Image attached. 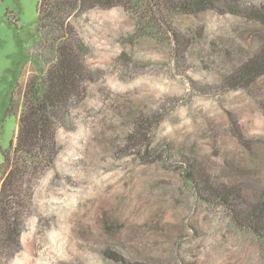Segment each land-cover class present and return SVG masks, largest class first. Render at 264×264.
I'll return each instance as SVG.
<instances>
[{"label":"rangeland","instance_id":"rangeland-1","mask_svg":"<svg viewBox=\"0 0 264 264\" xmlns=\"http://www.w3.org/2000/svg\"><path fill=\"white\" fill-rule=\"evenodd\" d=\"M39 1L0 0V164L18 131L12 101L22 106L19 86L40 75L32 59L48 68ZM263 10L264 0H245L197 15H89V78L6 264H116L108 249L145 264H264L258 242L199 203L176 165L192 158L223 184L264 190V77L248 91L227 87L264 47L251 15ZM147 119L152 144L171 148L164 163L144 162L128 144Z\"/></svg>","mask_w":264,"mask_h":264},{"label":"trees","instance_id":"trees-1","mask_svg":"<svg viewBox=\"0 0 264 264\" xmlns=\"http://www.w3.org/2000/svg\"><path fill=\"white\" fill-rule=\"evenodd\" d=\"M245 0H40L38 44L48 52L42 57L48 68L32 59L40 75L32 78L18 94L20 106L12 101L11 114L18 118V131L0 164V264H6L19 246L26 216L34 207L36 188L47 169L53 167L60 151L57 133L65 128L72 103L84 92L88 80V45L83 37L84 20L98 10L122 8L137 13L197 15L217 9V4ZM264 25V10L251 13ZM48 61V62H47ZM264 77V47L227 80V87L248 91ZM133 128L128 137L131 148L146 163L166 162L171 151L152 144V127ZM157 123V122H156ZM137 125V124H136ZM130 148V150H131ZM165 152V153H164ZM195 199L210 208L224 211L241 232L250 234L264 251V190L240 189L212 179L192 158L181 157L176 164ZM255 187V186H254ZM251 188V187H249ZM253 188V187H252ZM105 257L116 264H145L108 249Z\"/></svg>","mask_w":264,"mask_h":264}]
</instances>
